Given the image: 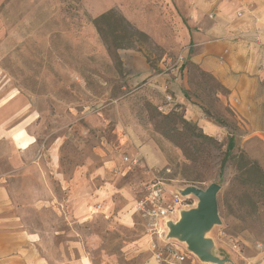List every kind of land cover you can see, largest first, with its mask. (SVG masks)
Instances as JSON below:
<instances>
[{
    "label": "rangeland",
    "instance_id": "374dc122",
    "mask_svg": "<svg viewBox=\"0 0 264 264\" xmlns=\"http://www.w3.org/2000/svg\"><path fill=\"white\" fill-rule=\"evenodd\" d=\"M109 9L121 14L139 32L131 36L132 45L116 50V58L93 22ZM185 20L170 0H0V67L6 85L31 103L29 131L37 139L38 150L33 157L36 152L44 153L40 163L35 164L33 182L38 184L43 179L49 186V197L61 198L64 195L56 172L70 176L75 166L83 165L90 171L77 181L80 196H86L87 183L97 186L115 179L125 188L123 194L112 192V197L115 205L123 206L126 221L110 222L98 207L100 201L85 207L90 214L83 222L70 225L64 218V225L78 233L79 247L90 264H146L154 249L177 241L166 236L165 222L152 226L136 210L146 187L157 175L173 187L192 184L204 188L210 182L221 185V223L214 225L207 236L213 239L217 255L231 258L232 262L225 264H251L246 255L253 250L246 249L248 244L264 245V192L242 180L233 158L219 176L231 134L235 137L232 154L242 151L263 169L264 145L248 138V129L237 124L219 83L187 59L193 47L185 35ZM131 51H141L157 73L170 71L171 59L182 55L177 72L181 74L183 96L202 119L220 125L221 132L205 133L195 117L187 115L178 104L170 109L159 108L166 93L143 81L130 80L125 60ZM136 146L148 151L158 148L161 165L169 172L155 171L143 163L124 174L100 171L102 160L110 158L117 169L122 168V155L131 154L130 148ZM95 148L105 152L103 157ZM13 180L23 181V172ZM124 199L128 204H123ZM196 202V197L190 195L166 220L176 221L179 209ZM32 209L33 222L38 223L41 210ZM43 211L49 223H54L55 208L48 206ZM62 215L66 216L64 212ZM89 233L95 234L94 238H88ZM234 237L242 243L241 255L231 248L230 238Z\"/></svg>",
    "mask_w": 264,
    "mask_h": 264
},
{
    "label": "crops",
    "instance_id": "0c3cea01",
    "mask_svg": "<svg viewBox=\"0 0 264 264\" xmlns=\"http://www.w3.org/2000/svg\"><path fill=\"white\" fill-rule=\"evenodd\" d=\"M170 2L175 12L186 17L183 24L185 35L193 47L187 59L226 89L222 96L232 109L237 124L248 129V138L264 145V0ZM126 55L125 67L130 68L131 81H143L162 94H170L171 100L168 102L164 96L159 108L170 109L178 104L187 115L195 117V122H199L198 126L205 133L214 135L221 132L220 125L202 119L197 109L183 96L181 74L177 72L181 64L169 67L170 71L165 69L157 73L141 51H131ZM6 82L0 67V264H90L79 247L78 233L73 227L69 230L64 225V218L70 225L83 222L90 214L86 208L92 205V201H100L102 205L98 204V207H102L110 222L113 219L126 221L123 206L115 205L112 197V192L123 194L125 188L115 179L101 181L97 186L87 183L86 196H80L77 181L90 169L89 166L77 165L70 176L56 172L64 196L49 197L46 181L33 182L35 164L40 163L44 153L39 151L34 157L32 155L37 150V139L29 131L33 120L31 103L19 97ZM95 150L101 157L105 154L103 150ZM130 150L131 154L122 155V168L117 169L114 159L110 158L102 160L106 169L100 166V171L109 169V173L124 174L140 163L153 167L155 171H169L161 165L158 148L152 147L148 151L144 146H136ZM152 151L154 154H150ZM125 156L128 158L126 161L123 159ZM133 159H137L136 163L132 162ZM21 172L23 181L14 182L13 178ZM123 204H128L127 199ZM48 206L55 208L57 218L54 223H49L44 214L43 209ZM32 208L35 212L41 210L37 215L38 223L33 222ZM63 212L66 216L62 215ZM94 236L89 233L87 237ZM170 243L185 248L175 240ZM250 247L253 250L251 255H246L244 250L250 263L264 264V245L248 244L246 249ZM185 262L194 264L196 260L189 257ZM146 264L157 263L150 258Z\"/></svg>",
    "mask_w": 264,
    "mask_h": 264
},
{
    "label": "water",
    "instance_id": "95a60500",
    "mask_svg": "<svg viewBox=\"0 0 264 264\" xmlns=\"http://www.w3.org/2000/svg\"><path fill=\"white\" fill-rule=\"evenodd\" d=\"M220 188L221 185L218 182H210L204 188L192 184L179 188L181 196L196 197V205L187 209H179L180 216L176 221H165L168 227L166 236L183 243L187 251L202 263L232 262L230 257H221L214 252V241L207 236L214 225L221 223L218 210Z\"/></svg>",
    "mask_w": 264,
    "mask_h": 264
},
{
    "label": "built area",
    "instance_id": "2783aa9c",
    "mask_svg": "<svg viewBox=\"0 0 264 264\" xmlns=\"http://www.w3.org/2000/svg\"><path fill=\"white\" fill-rule=\"evenodd\" d=\"M240 15V14H239ZM182 61L181 55L171 59V67L179 65ZM165 100H171L170 94L166 93ZM123 159L126 161L128 158L125 156ZM137 159L132 162L136 163ZM165 172H169L165 170ZM180 187L168 186L165 179L161 176H155L148 186L146 187V194L137 203L136 210H138L143 217L148 220L152 226L160 225L161 222L167 221V217L177 211L180 205L188 199L189 196H181L178 189ZM231 248L241 255L242 243L238 242V238H230ZM260 247V245H257ZM192 257L196 260L194 264H209L202 263L197 260L195 256L189 253L186 247L179 248L177 244L166 242L162 247L154 249L152 258L157 264H183L186 259ZM245 264H249L246 262Z\"/></svg>",
    "mask_w": 264,
    "mask_h": 264
},
{
    "label": "trees",
    "instance_id": "16d2710c",
    "mask_svg": "<svg viewBox=\"0 0 264 264\" xmlns=\"http://www.w3.org/2000/svg\"><path fill=\"white\" fill-rule=\"evenodd\" d=\"M93 22L100 38L114 58H116V50L132 45L134 41L131 36L135 33H139L121 14L113 9L99 14L94 18ZM220 87L222 86L220 85ZM223 89L226 92V89ZM163 117L167 116L164 115ZM218 122L221 123L222 121ZM234 146L235 137L231 134L227 139L226 150L220 161L219 176L221 177L223 175L226 164L233 158L242 180L244 179L256 184V186L264 192V169L256 160L249 158L242 151L237 155H233L232 150Z\"/></svg>",
    "mask_w": 264,
    "mask_h": 264
},
{
    "label": "bare ground",
    "instance_id": "6f19581e",
    "mask_svg": "<svg viewBox=\"0 0 264 264\" xmlns=\"http://www.w3.org/2000/svg\"><path fill=\"white\" fill-rule=\"evenodd\" d=\"M178 214H179V211H178ZM179 216H180V214H179ZM178 218H179V217H178ZM167 231H168V230H167ZM167 231H166V229L164 230V232H167Z\"/></svg>",
    "mask_w": 264,
    "mask_h": 264
}]
</instances>
